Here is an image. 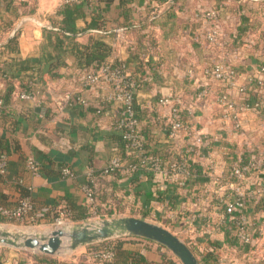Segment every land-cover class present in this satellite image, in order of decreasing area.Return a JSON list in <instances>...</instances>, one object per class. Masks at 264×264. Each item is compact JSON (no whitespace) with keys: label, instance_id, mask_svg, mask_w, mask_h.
I'll list each match as a JSON object with an SVG mask.
<instances>
[{"label":"crops","instance_id":"crops-1","mask_svg":"<svg viewBox=\"0 0 264 264\" xmlns=\"http://www.w3.org/2000/svg\"><path fill=\"white\" fill-rule=\"evenodd\" d=\"M61 3L0 0V27L5 22L12 25L10 30H0V66L14 76L10 100L0 109V137L8 145L6 153L0 149V157L8 163L2 168L0 162V200L12 201L18 182L29 189L36 207H64L66 203L87 207L89 216L78 224L64 219L73 226L91 223L84 222L87 219L134 216L168 229L188 246L199 264H264V190L259 185L264 115L246 109L234 129L216 103V97L224 93L235 100L234 88L202 73L221 59L234 70L238 83L256 76L258 65L264 64V0H94L84 5L76 27L81 29L92 16H99L105 29L99 34L112 48L107 61H122L128 76L139 77L134 97L143 149L122 155L116 178L103 176L99 186L105 195L101 199L95 194L88 199L82 186L88 184L90 172L103 168L116 153L112 136L119 130L111 125V115L98 117L86 105L94 106L98 97L112 89L113 81L102 76L93 89H82L84 71L70 51L57 77L44 85L37 82L28 97L18 88L21 78H37L39 73L16 70L15 59L43 61L48 52L54 53L43 27L60 18L56 11ZM206 10L219 18L217 44L206 37L208 21L202 15ZM22 19L17 51L9 52L2 44ZM90 34L95 32L77 36L75 41L83 44ZM261 80H252L250 86L256 91L250 99L258 98L264 108ZM9 85L0 80V92ZM202 89L206 93L198 96ZM74 95L86 98L87 104L68 105ZM163 99L166 101L161 102ZM173 105L183 125L176 133L171 129ZM118 108L119 103L111 101L108 113ZM26 158L39 161L41 169L30 172ZM132 159L138 160V169L128 168L127 161ZM248 159L257 160L258 168L236 177L233 167ZM62 168L70 174L63 175ZM237 191L245 200L248 227L259 229L246 246L236 237L230 212ZM102 207L112 212L99 213ZM53 222L39 218L34 225ZM26 224L32 223L17 225ZM116 238L122 240V252L108 260L113 264H171L164 247L154 241L128 234ZM1 250V264H18L19 258L35 264L31 254L39 253L36 249H23L30 250L23 253L8 244L0 245ZM133 254L143 260L137 262Z\"/></svg>","mask_w":264,"mask_h":264},{"label":"trees","instance_id":"trees-1","mask_svg":"<svg viewBox=\"0 0 264 264\" xmlns=\"http://www.w3.org/2000/svg\"><path fill=\"white\" fill-rule=\"evenodd\" d=\"M94 0H85L83 2H66L61 3L59 8L56 11V14L59 15V19L57 20H51L50 21V27H43V31H46V36L48 39V44L51 46L52 50L54 51L53 54H50L48 52L47 56L44 58V60L36 59V60H29V59H15L14 65L16 70H32L39 73V76L37 78H32V75L27 76L26 78H21L19 82V91L25 92L28 95H31L34 93L35 84L37 82H40L41 85H44L47 80H50L54 77H57L59 75L58 69L60 66L65 65V56L68 52H73L78 67L84 71V74L93 71L95 72L99 67L103 64H108L110 68H120L124 71V64L122 61L113 60L112 62H108L107 58L109 54L111 53V46L104 42L100 36L99 33L105 31L103 27L102 21L99 19V16H92L90 20H88L85 25L78 29L76 27L75 21L77 18L82 17L84 14V5L92 2ZM130 0H119L120 3L128 2ZM142 1V0H140ZM155 1H168V0H155ZM11 22H5L2 27H0V30L6 31L10 30ZM18 30L10 36L3 44L4 49H8L9 52H16L17 51V36ZM94 35L90 34L87 41L83 44H78L75 39L77 36H80L85 33H93ZM54 35L53 39H51V36ZM65 43L64 47L63 44ZM264 66V64L258 65V67ZM13 74L7 73L1 66H0V80H5L6 82H9L10 85L8 86L7 90L4 92H0V109H3L5 105L9 102L13 87ZM134 77V78H133ZM128 81L130 80L132 85V91L135 95V89L138 86L137 80L139 77L137 75H130L128 76ZM255 82L258 79H264V73L261 78H254ZM261 80V81H262ZM216 81V80H215ZM99 82V81H98ZM219 84L223 86H227L226 82H220L217 81ZM252 81L244 80L241 84L243 85V93L242 94H236L235 98L236 102H245V103H254L260 102L258 98L251 100L250 97L252 95H255V88L251 87L250 84ZM80 85L82 89L91 90L88 89L86 85H84V80L81 78ZM113 88V84L110 85ZM95 87V86H94ZM109 87V88H111ZM104 96V95H103ZM103 96L98 97L96 99L95 105H86L89 110H91L96 116L101 117L102 115H111L112 122L111 125L113 128L119 130V133L114 134L112 136V139L116 143V155H118L120 158L123 154L126 153V151H134L131 150L132 148H128L127 146V140H125L122 137L123 133V107L120 105L119 108L113 112L108 113V106L111 101L104 100ZM82 98V96L74 95L68 99V105H81L84 106L85 103H80L79 99ZM87 104V100H86ZM134 112L135 116L138 119L137 115V109H136V102L134 97ZM258 112L263 113L264 115V108L259 107L257 109ZM138 133V131H137ZM139 138V133H138ZM140 146L142 147V142L139 138ZM126 145V146H125ZM0 149L2 151H8V145L5 142V139L3 137H0ZM5 152V153H6ZM34 159V158H32ZM25 159V165H26ZM36 162V169L39 171L41 169L39 161L34 159ZM247 160H241L240 162H245ZM0 162L2 164V168H6L8 166V163L6 159L0 157ZM128 165H135V169H138L139 163L138 160L132 159L127 161ZM28 168V167H27ZM118 169L119 167L109 173H103V168L98 170H93L90 172V175L88 177L87 185L90 188L92 197L95 194V197L97 198H103L105 193L103 189L99 186L101 183V179L104 175H112L113 178H116L118 176ZM31 172V171H30ZM99 180V181H98ZM15 189L17 192L16 197L12 201H6L1 199L0 200V206L2 208L7 209H13L16 208L20 202L24 199L28 200L30 203V208L23 214H20L17 218L15 217H8L6 215H3L0 213V220H8L13 223L17 224H24L26 222L34 224L37 222L39 218H45L47 221L52 222L55 221L57 218H63L70 220L73 224H78L83 218L86 216H89V213L87 212V207L85 206H75L71 203H66L64 207H58L56 204L52 205H44L36 207L35 204L32 201L30 191L27 187H23L20 183L15 184ZM40 213L39 216H35L36 213ZM99 213L102 214H110L112 212L111 208L102 207V209H98ZM232 216L237 215L236 211L231 210L230 211ZM32 217V219H30ZM234 229L236 228V223H233ZM142 238V237H141ZM145 239V238H143ZM240 243V242H239ZM241 244V243H240ZM242 246H246L248 244H241ZM93 248H89L88 250L85 249V254L82 253L79 256H76L75 258H72L71 260H63L58 259L56 257H53V255L45 254V253H38V254H31L35 260V264H113L114 262H109L106 260L99 259L97 257V253L105 250H111L114 256L117 257L122 252V240L120 238L115 239H109L107 241H103L101 243H94L92 245ZM24 253V251H23ZM165 257L171 264H178V262L175 260L174 256L168 252L167 249L164 248ZM25 255V254H24ZM130 256V255H129ZM4 258L2 250L0 251V264L2 263V260ZM132 258L135 259L137 262L142 261L143 258L140 255L133 254ZM173 259V260H172ZM202 260H207L206 257H202ZM78 261L79 263H77ZM18 264H27L26 260L19 258Z\"/></svg>","mask_w":264,"mask_h":264},{"label":"built area","instance_id":"built-area-1","mask_svg":"<svg viewBox=\"0 0 264 264\" xmlns=\"http://www.w3.org/2000/svg\"><path fill=\"white\" fill-rule=\"evenodd\" d=\"M83 2L85 0H61L62 3L66 2ZM203 17L205 20L208 21L207 26V39L213 43L217 44L220 36L221 31L219 27L218 15L214 11L206 10L203 12ZM202 73L211 77L212 79L220 82H226L229 87L234 88L236 94L243 93V85L237 82V75L235 74L234 70L231 69L223 60L217 59L216 61L212 62L211 65L205 67L202 70ZM264 73V66H260L256 70V76L248 78L247 81H252L254 78H261ZM106 77L108 81L112 80L113 88L104 94V100L107 101H117L119 106L123 107V124L122 127L123 133L122 137L127 140L128 148H132L131 150L140 151V141L138 138L137 127H138V119L135 116L134 112V94L132 91L133 83L127 78V74L120 68H110L108 64H103L97 69L95 72L89 71L82 76L84 80V85L87 86L88 89H93L94 86L99 81L100 77ZM110 83V82H109ZM206 93V90L202 89L198 92V96H202ZM24 97H28L29 95L26 93L22 94ZM166 99L161 100V102H165ZM80 103L86 104V98L82 97L79 99ZM216 103L221 106L222 115L228 118L232 124L234 129H238L239 127V116L242 114L246 109H253L257 111L259 107L262 105L259 102L254 103H245V102H236L235 100H230L228 98V94L224 93L218 97H216ZM171 112V129L174 133L178 129L183 127L182 121L179 117L178 108L174 105L170 108ZM130 151V150H129ZM261 163V182L260 188L264 190V159L260 161ZM121 164V159L118 155L113 154L106 164L103 166V173H109L116 170ZM26 166L28 169L35 173L37 172V165L34 159L27 158ZM129 169H134L135 165H128ZM258 168V161L255 159H248L245 162H238L232 169V173L236 177H242L248 172H251ZM63 175H69L70 172L67 168H62ZM83 191L85 192L88 199H92V194L90 188L87 184L82 186ZM30 208V203L28 200L24 199L20 202V204L13 209H7L0 207V213L6 215L8 217H15L17 218L20 214L25 213ZM245 200L243 194L240 191L236 192V197L234 198L233 204L231 206V210L236 211L237 215L235 216V234L237 239L241 244H251L258 234V227L253 225L251 228L248 227L245 215ZM39 214V213H38ZM234 217V216H233ZM97 257L102 260H110L113 257L111 250H105L97 253Z\"/></svg>","mask_w":264,"mask_h":264},{"label":"water","instance_id":"water-1","mask_svg":"<svg viewBox=\"0 0 264 264\" xmlns=\"http://www.w3.org/2000/svg\"><path fill=\"white\" fill-rule=\"evenodd\" d=\"M30 19V17L26 18ZM24 19L12 29L13 35ZM133 235L154 241L169 249L182 264H199L188 246L165 227L154 222L134 217L118 216L102 219L99 223H85L68 230L57 228L48 233H23L13 235L0 230V242L17 248L36 249L54 255L62 246L63 237L68 239V249L104 240L118 235Z\"/></svg>","mask_w":264,"mask_h":264},{"label":"rangeland","instance_id":"rangeland-1","mask_svg":"<svg viewBox=\"0 0 264 264\" xmlns=\"http://www.w3.org/2000/svg\"><path fill=\"white\" fill-rule=\"evenodd\" d=\"M112 217H118V216H116V215L107 216V217H104L102 219H109ZM102 219H101V217L98 219H87L84 222L99 223ZM148 221H150V220H148ZM72 227H74V226L69 221L64 220V219H58L49 225H42V224H39V225H34V224L17 225V223H13V222L8 221V220H0V230H7L8 232H10L13 235H19V234H23V233H34V232H37L38 230H45V233H46V232H50L51 230L57 229V228H62V229L68 230ZM40 232H43V231H40ZM115 238H116V236H113V237L108 238V239L98 240L96 242H91V243H88L85 245L77 246L73 249H68V247H67L68 246V239L66 237H63L62 246L59 249L58 253L54 254L53 257H56L58 259H63V260H71L72 258L79 256L80 254H78V253H80V251L82 249L88 250L89 248H93L92 245H94V243H101L103 241H107L109 239H115ZM0 245H6V244L0 242ZM23 249H25V248H20V251H24V252L30 251V250H23ZM165 249H167V248H165ZM167 250L169 253H171L173 255V253L169 249H167ZM39 253H41V252H39ZM173 256H174L175 260L178 262V264H182L180 262V260L175 255H173ZM76 262L79 263L78 261H76Z\"/></svg>","mask_w":264,"mask_h":264}]
</instances>
